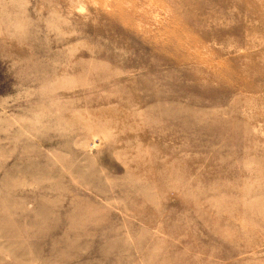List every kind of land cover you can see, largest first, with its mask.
Wrapping results in <instances>:
<instances>
[{
  "label": "rangeland",
  "instance_id": "obj_1",
  "mask_svg": "<svg viewBox=\"0 0 264 264\" xmlns=\"http://www.w3.org/2000/svg\"><path fill=\"white\" fill-rule=\"evenodd\" d=\"M0 264H264V0H0Z\"/></svg>",
  "mask_w": 264,
  "mask_h": 264
}]
</instances>
